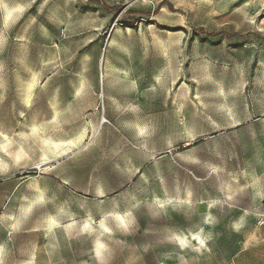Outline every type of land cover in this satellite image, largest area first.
<instances>
[{
    "label": "rangeland",
    "instance_id": "1",
    "mask_svg": "<svg viewBox=\"0 0 264 264\" xmlns=\"http://www.w3.org/2000/svg\"><path fill=\"white\" fill-rule=\"evenodd\" d=\"M0 264H264V0H0Z\"/></svg>",
    "mask_w": 264,
    "mask_h": 264
}]
</instances>
